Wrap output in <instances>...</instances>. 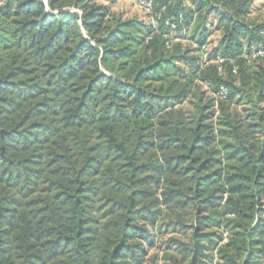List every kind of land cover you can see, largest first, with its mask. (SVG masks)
Masks as SVG:
<instances>
[{
	"label": "trees",
	"instance_id": "trees-1",
	"mask_svg": "<svg viewBox=\"0 0 264 264\" xmlns=\"http://www.w3.org/2000/svg\"><path fill=\"white\" fill-rule=\"evenodd\" d=\"M140 1L148 21L0 0V264H143L156 232L188 264H264V23Z\"/></svg>",
	"mask_w": 264,
	"mask_h": 264
},
{
	"label": "rangeland",
	"instance_id": "rangeland-1",
	"mask_svg": "<svg viewBox=\"0 0 264 264\" xmlns=\"http://www.w3.org/2000/svg\"><path fill=\"white\" fill-rule=\"evenodd\" d=\"M46 3V0H43ZM98 4L109 6L110 11L112 14L119 16L123 20H129V19H137V20H144L148 21L146 18L147 12L141 8L139 5L131 2L130 0H97ZM251 4V10L250 14L248 16L249 20H252L256 23H264V0H250ZM220 39V35L218 33H212V35L209 37V41L211 42L209 48H213L218 44V41ZM208 48V49H209ZM202 61V57H201ZM204 89L207 90L208 87L204 86ZM264 105V101L261 104ZM184 110L190 111V106L188 104H185ZM249 108L248 105H239L235 104L231 107V112L242 114L244 116V109ZM226 200V195L223 196L221 200V204H223ZM264 201V200H263ZM264 204V202H263ZM264 218V217H263ZM169 232V231H168ZM224 234V240L222 243L225 242L227 235L226 232L222 230ZM156 236L154 237V242L151 247H147V252L145 256L143 257V264H174L169 260L164 259V256L167 254H171L175 260L177 261V264H188V261L183 259V253L184 251L182 249H168L167 247V240L170 238L178 240L181 244L188 245L189 244V238L187 235H182L180 233L174 232V233H166V234H159L156 232ZM264 261V259H263ZM210 264H224L216 259L212 261Z\"/></svg>",
	"mask_w": 264,
	"mask_h": 264
},
{
	"label": "built area",
	"instance_id": "built-area-1",
	"mask_svg": "<svg viewBox=\"0 0 264 264\" xmlns=\"http://www.w3.org/2000/svg\"><path fill=\"white\" fill-rule=\"evenodd\" d=\"M131 2L139 5L141 8H143L147 13L150 12L151 10V4L149 2H144V1H140V0H130ZM152 24L154 25V27H156V23L152 22ZM262 35L264 36V31H262ZM203 52L202 53V62H207V52L206 49L203 48ZM251 54L253 56H264V50L262 49H252L251 50ZM219 63H221V61H219ZM225 90L221 89V94L225 95Z\"/></svg>",
	"mask_w": 264,
	"mask_h": 264
}]
</instances>
